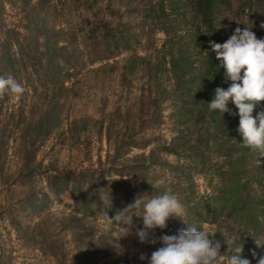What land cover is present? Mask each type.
Listing matches in <instances>:
<instances>
[{
	"label": "rangeland",
	"instance_id": "1",
	"mask_svg": "<svg viewBox=\"0 0 264 264\" xmlns=\"http://www.w3.org/2000/svg\"><path fill=\"white\" fill-rule=\"evenodd\" d=\"M158 1L0 0V76L11 75L25 89L21 96L0 97V264H57L40 250L38 229L56 235L69 257L82 252L71 230L62 228V223L67 227L68 217L76 214L71 192H56L47 176L95 167L99 157L105 160L113 149L106 136L110 113L123 107L134 112L139 97L144 101L147 89L155 91L156 79L149 75L159 58L164 57L162 61L166 62V69L157 71L160 86L170 88L163 42L186 35L191 27L181 15H171V20L159 17ZM263 14L264 0H231L216 20L225 41L240 23L257 38H264ZM185 19L191 20L189 12ZM163 26L167 35L160 30ZM131 53L147 57L151 68L143 63L129 70ZM160 106L161 123L143 134L169 141L174 134L173 105L165 100ZM47 110L56 122L49 132L36 137L34 122ZM101 118L104 127L99 131L97 120ZM82 119L87 129L82 130ZM154 145L133 149L129 155L147 153ZM161 155L175 160L172 155ZM153 172L159 175L163 171L155 168ZM164 173L169 178V173ZM194 179L199 192L208 189L202 176L195 175ZM256 190L264 194L260 185ZM80 216L94 225L96 246L105 238L106 250H110L108 260L132 254L140 258L143 254L148 262L151 253L162 246L158 238L171 235L170 230L157 228L155 244L141 243L134 234L143 227L141 220L131 229L132 235L117 241L110 237L115 236L118 226L108 225L101 213ZM181 220L170 216L166 224L176 226ZM31 227L36 237L30 240L27 233L32 234ZM109 228L111 231L106 232ZM203 228L211 232L215 226L205 223ZM259 240H264L263 233Z\"/></svg>",
	"mask_w": 264,
	"mask_h": 264
},
{
	"label": "trees",
	"instance_id": "2",
	"mask_svg": "<svg viewBox=\"0 0 264 264\" xmlns=\"http://www.w3.org/2000/svg\"><path fill=\"white\" fill-rule=\"evenodd\" d=\"M230 4L231 0L158 1L156 14L159 17L171 20V15H181L184 23L188 22L191 27L186 35L163 42L167 49L163 56H168V75L172 84L169 89L160 86L157 71H164L166 62H163L164 57L159 58L160 62L149 75L156 79L155 91L151 93L147 89L144 101L139 97L134 112L130 107H123L110 113L106 136L108 142L113 143V149L107 152L105 160L99 157L95 167L47 176L49 186L56 192L70 190L76 214L68 217L69 224L65 227L62 223V228H69L73 240L83 248L76 256L69 257L56 235L38 229L37 234L42 237L40 250L51 255L57 264H148L137 254L108 260L110 250H106L105 238L100 237L103 239L96 246L93 242L94 225L80 214L87 217L99 212L105 218L106 210L112 217L133 203L137 196L146 201L164 192L175 195L183 205L186 224L202 230L205 223L214 224V230L209 233L216 234L215 238L222 243L220 251H224L226 257L231 252L223 244L226 242L225 229L241 237L232 247L242 244L241 256L249 259L251 264H257L264 256V240H259V235L264 234V194L256 190L258 185L264 188V158L243 145L237 131L238 110L231 100L227 105L230 111L222 116L218 110L210 111L208 107L215 89L226 90L231 83L225 80V70L219 67L220 61L209 44V41L225 42L216 17ZM187 12L190 13V21L185 19ZM262 19L264 24V14ZM243 26L240 23L239 27L243 29ZM160 30L167 35L165 26ZM125 48L130 50L128 45ZM132 53L128 56L129 70L143 63L151 68L147 57ZM165 100H170L173 105L174 134L169 141L143 134L145 129L161 123L160 103ZM259 112H264V101L256 105L253 117ZM97 121L100 131L104 120ZM55 122L56 118L47 110L34 122L36 137L40 132H49ZM80 122L82 130L87 129L85 119ZM154 143L156 145L147 153L129 155L133 149L144 150ZM161 154L172 155L174 162ZM155 168L163 172L153 175ZM164 172L169 173V178ZM195 175L205 179L208 185L205 192L198 191ZM133 180L137 183L134 184ZM108 192L112 206L104 202ZM131 211L136 214L132 217L133 228H136L143 220L142 216H137L142 214V206ZM184 222L181 220L176 226L169 224L165 229L175 235L179 229L187 227ZM27 235L31 240L36 237V231L33 229L32 234Z\"/></svg>",
	"mask_w": 264,
	"mask_h": 264
},
{
	"label": "clouds",
	"instance_id": "3",
	"mask_svg": "<svg viewBox=\"0 0 264 264\" xmlns=\"http://www.w3.org/2000/svg\"><path fill=\"white\" fill-rule=\"evenodd\" d=\"M261 26L264 27V24ZM209 44L210 50L220 61L219 67L225 70V80L231 81L226 90L220 87L215 89L213 99L208 102L209 110H218L222 116L230 111L227 105L231 100L238 110L237 131L242 137L243 145L264 158V112L257 113L255 117L252 115L256 105L264 101V38H257L250 28L236 27L224 43L209 41ZM24 91V87L11 75L0 76V97L7 94L21 96ZM104 202L112 206L110 192L105 194ZM141 206L142 214L137 216H142L143 227L136 229L134 233L141 243L155 244V229L165 228L170 216L180 217L184 222L185 209L175 195L164 192L146 201L137 196L133 203L118 210L112 217L105 210L106 223L118 226L111 239L119 241L133 234L132 217L136 214L131 210ZM186 225V228L179 229L175 235H161L158 238L162 246L147 258L148 264H251L249 259L241 256L242 244L232 247L241 240L238 234L224 230L226 242L223 244L231 252L226 257L220 252L222 243L215 238V233L210 234L194 225ZM110 231L111 228L106 230ZM119 247V254H122L123 248ZM252 255L255 257L256 253L253 252ZM145 258L141 254L140 259ZM257 264H264V256L259 258Z\"/></svg>",
	"mask_w": 264,
	"mask_h": 264
}]
</instances>
